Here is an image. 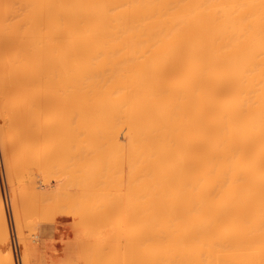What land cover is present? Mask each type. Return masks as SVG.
Here are the masks:
<instances>
[{"label":"bare ground","instance_id":"bare-ground-1","mask_svg":"<svg viewBox=\"0 0 264 264\" xmlns=\"http://www.w3.org/2000/svg\"><path fill=\"white\" fill-rule=\"evenodd\" d=\"M22 2L0 0L4 172L51 160L31 191L74 197L77 223L188 238L193 264H264V0H58L59 29L44 1ZM4 215L0 195V264H13Z\"/></svg>","mask_w":264,"mask_h":264},{"label":"rangeland","instance_id":"rangeland-1","mask_svg":"<svg viewBox=\"0 0 264 264\" xmlns=\"http://www.w3.org/2000/svg\"><path fill=\"white\" fill-rule=\"evenodd\" d=\"M22 1H25V0H12V3H13L12 5L13 6L15 5L14 7L20 6L19 4H23ZM26 1H28V0H26ZM36 1L37 0H34V2H36ZM42 1H44L45 5H44V3L36 2V3H39L40 5L42 4L41 5L42 10L40 9V7H38V10H36L37 11L36 13L40 14L39 17H44V18H48L49 16H53L56 19L60 16L61 18L59 17L57 19L58 22L56 21L55 25L58 29L61 28L62 27L61 23L63 22L62 19H64L65 17L67 18V16H68L67 12L68 11L66 12V14H67L66 15L64 13L66 10L63 9V10H65L63 12L62 8L60 7L61 5H59V4L57 5V3L60 2V0H59V2H58V0H42ZM15 3H17L18 5ZM56 6H58V7H56ZM46 8H47V11H45ZM43 9L47 14H50L48 17H45L46 13L43 14L44 13ZM60 10H61V12H60ZM49 11L51 13H49ZM54 12H56V13H54ZM57 13L59 15L58 17H57ZM41 14H42V16H41ZM47 14H46V16H47ZM54 14L56 17L54 16ZM59 19H61L62 22L59 21ZM1 143H2V141H1ZM1 143H0V146H1ZM108 146H110V147H108ZM1 149H3V148H1ZM1 149H0V151H2V152H0V161H1L0 162V170H1L0 171V195H1L3 205H4V214H5L4 217L6 219L5 224H6L7 233H8L7 247L12 252L13 264H26V263L27 264H176V263L177 264H191V263L193 264V255H192L193 250H192V248H190V247H192V243H191V240L188 238L163 236V237H158L156 239H144L143 240L136 235V237L134 236L135 241L133 242V240H132V242H131V241H126L123 238L125 233L128 236H131L133 234V232L135 230L129 229L131 227H122V228L120 227V228L113 229V226H114L113 221H108L106 223H100V224L98 223V224H93V225H87V226L83 225L81 223H77V220H75L76 218L73 216V214L70 215L71 211H69V208L73 202L71 200V198H74V197H68V195L65 194L66 192L65 193L63 192L60 195L61 198L59 197L60 199H57L56 201H55V199H56L55 196H54L55 199L51 197V200H50V198L46 200V198H40L38 196H35L31 191L32 186H35L36 190H42L41 187L43 185H45L46 182L49 180V178L44 176V174H42V173H43L44 167L49 168V166L47 164H49V161H51V160H49V161L47 160L48 163H45L44 162V161H46V159H45L42 162H44L46 165L43 166L44 163H42L41 167H40V164L36 163V161H32L33 159L31 157H25V158H27L26 159L27 161L23 158L22 160H25L23 162H25L26 164H30V166H31L30 168H29V166H26V164H24L22 161H21L22 164H20L21 162L19 164L17 162H16L17 164L16 163L12 164L11 162H9L12 165V167L10 165L11 171H13V174L11 173L12 174V176H11L8 174L9 170L6 169V171L8 173L4 172L5 171L4 168H5V166L7 167L8 163H6V164L3 163L4 160H2V159H5L8 154L12 156V153L9 152L7 154L6 152H4ZM8 149L9 148H7V150H5V151L8 152ZM96 149L98 151L97 152L98 154H96V155H97L99 161L101 162V165L103 164L102 169H103L104 173L106 172V174H104L106 176H104V175L98 176L97 175L95 181H96V183L101 182L105 177V179L102 181L103 183L101 182V185H102V184H106V182L109 181V179H108L109 176H108L106 170H107V166L109 164L110 159H107V157L108 158L112 157V145L111 144H104L101 146H97ZM2 153H4V155L6 153L5 158H4V155ZM101 155H102V157H101ZM108 155H110V157ZM8 158L10 159L11 157L9 156ZM8 158L5 161H8ZM53 158H55V157H53ZM29 159H30V161H29ZM15 161H17V160L15 159ZM28 161H29V163H27ZM50 163L52 164V162H50ZM36 165H38V166H36ZM40 168H41V170H40ZM32 169L34 170V172L32 171ZM35 173H37V174H35ZM40 174H41V176H40ZM53 175L54 174H52L51 176H53ZM1 176H3V177H1ZM7 176H9V177H7ZM100 176L101 177L104 176L103 179H101ZM39 177H40V180L38 179ZM15 178H16V180H14ZM9 180H11L12 182L14 180L13 184L11 182V187H13L14 189H12V188L11 189L14 190L15 193H17V194L14 193L16 196V199L18 198V200H16L15 204H12L10 202V199L12 198V192L13 191L11 189H8L10 187V185L7 183ZM39 181L41 182V184ZM74 182L75 183H74L73 189L71 191L72 193L77 192L78 187H79L78 180H75ZM3 183H4V185H3ZM76 183H78V184H76ZM96 183H94V184H96ZM8 185H9V187H6ZM13 185L16 187H14ZM98 185H100V184H98ZM4 188L6 189V191ZM15 189H17V190H15ZM18 189H21V191H19L20 193L18 192ZM68 189L69 188L67 187L65 190L69 191L70 189L69 190ZM22 190H24V192ZM18 193L20 194V201H19V196H18L19 194ZM21 198H23L24 201L27 200V203H26V201H25V203H23V200H21ZM58 200L62 202V205H61V202H60V205L57 204L59 202ZM105 200H106V198H103V200H99V202H100L102 207L106 208L108 203L105 204V202H106ZM33 201H35V202L33 203ZM49 201H52V202L49 203ZM53 201H55L57 205H55L53 203ZM7 202H9V203H7ZM7 205L9 206L8 208H7ZM54 207H56V208H54ZM8 210L11 214L8 212ZM16 211L19 214H17ZM13 212H15V213H13ZM14 214L16 215V218L21 215V219L18 217L17 219H19V220L18 221L15 220L16 218L13 217ZM22 214L24 217H22ZM67 214H69V216ZM27 215L29 217H27ZM27 218L31 220L32 224L30 223V221ZM33 221H35L36 225L32 226V228H31V225L34 224ZM18 222L19 223L21 222L20 225L17 224ZM22 222H24V223H22ZM27 222L29 223V225L31 224L30 227L28 225V228H27V225H24ZM101 224H102V226H101ZM110 226H112V227H110ZM99 228L100 229L102 228V230H100ZM111 228L116 233L114 231H111L112 230ZM84 229H88V230L91 229V230H95V231H94V233H92L90 231L86 232ZM96 230L101 231V233L99 231H96ZM130 230H132V231H130ZM117 231L120 233H118ZM125 231H127V232H125ZM88 232H90V234H87ZM98 232H99V234H98ZM98 235H100V236H98ZM120 236L121 237L123 236V237L120 239ZM20 240H22V241H20ZM108 240L110 243H113L115 247L116 246L117 247L111 248V246L113 247V244L106 242ZM110 240H112V241H110ZM176 241H178V242H176ZM180 241H181V243H180ZM124 242H126V243H124ZM73 243H75V244H73ZM175 243H177V244L179 243V244L176 245ZM125 245H127V246H125ZM184 245L185 246L187 245L186 248ZM181 246H183V249ZM14 247H16L15 248L16 250H14ZM4 249H5L4 245L0 244V252H1L0 256L4 253V251H5ZM113 249H116L118 251L117 252H116V250L113 251ZM15 251H16V253H15ZM144 252H146V253H144ZM153 260H155V261H153ZM183 262H185V263H183Z\"/></svg>","mask_w":264,"mask_h":264}]
</instances>
